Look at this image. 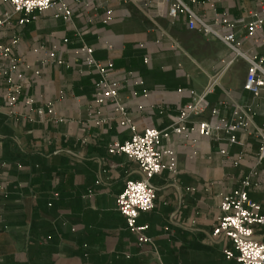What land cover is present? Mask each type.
<instances>
[{"label": "crops", "instance_id": "0c3cea01", "mask_svg": "<svg viewBox=\"0 0 264 264\" xmlns=\"http://www.w3.org/2000/svg\"><path fill=\"white\" fill-rule=\"evenodd\" d=\"M96 1L68 2L82 39L54 11L24 26L16 16L1 32L4 43L19 37L13 59L21 64L12 83L0 76V264H237L224 255L232 243L213 231L222 197L252 172L248 197L264 216V88L257 97L245 90L248 62L216 37L189 30L186 14L170 18L169 3L112 0L106 6L113 19L103 25ZM184 3L214 25L205 0ZM0 11L12 7L0 0ZM219 11L234 25L238 51L264 65V26L247 35L259 0H222ZM83 42L98 61L113 64L111 77L139 134L170 131L211 86L207 110L156 147L164 169L151 180L155 205L137 219L152 245L138 241L117 208L126 183L143 173L127 156L109 153L129 132L119 128L122 116L109 102H95L99 76L84 65ZM10 85L22 87L16 114L2 97ZM40 108L51 109L54 120L38 115ZM236 112L250 117L247 128L214 139L200 135L199 122L222 126ZM232 136L239 144L229 145ZM252 229L264 242V226Z\"/></svg>", "mask_w": 264, "mask_h": 264}, {"label": "built area", "instance_id": "2783aa9c", "mask_svg": "<svg viewBox=\"0 0 264 264\" xmlns=\"http://www.w3.org/2000/svg\"><path fill=\"white\" fill-rule=\"evenodd\" d=\"M70 0H3L4 3L12 7V11H0V76L8 79L12 83L14 76L17 75L20 60L13 59V53L19 43V37L13 36L8 42L1 40V32L10 27L16 16H22L18 19V24L26 25L30 21L36 20L37 15L47 11H54V19L61 20L65 26L73 30L76 35L82 39L83 33L77 28L75 16L68 4ZM82 2L84 0H75ZM112 0H97L94 7L96 11L102 10L104 18L103 25H108L113 19V12L106 4ZM125 3L136 4L137 0H122ZM169 3L168 16L176 19L179 15L188 16L187 27L189 30L200 29L204 36H214L225 42L233 51L238 53L241 58L248 62L245 90L251 92L257 97L262 88H264V65L263 58L249 56L238 51V41L233 32L234 25L229 22L228 17L219 11V5L222 0H205L212 11L213 24L205 22L206 15L198 16L190 10L184 3V0H148L154 3ZM196 3V0H192ZM260 13H251L254 21L247 26V35L253 38L257 32L264 26V0H259ZM221 26L217 28V26ZM264 45V37L259 39ZM68 39L64 40V44ZM81 51L85 54L84 65L87 70L95 72L99 80L95 83L94 99L98 105L109 102L122 116L119 128L129 132V138L123 144H114L110 149L111 154H123L130 160L136 162L142 173L141 180H130L126 183L124 191L117 197V208L125 217L126 225L129 230L135 233L141 244H153L151 238L147 237L144 232L146 227H139L137 219L141 213L149 212L154 208L156 191L151 185V180L159 175L164 169L161 162V154L156 147L159 145L161 138H168L170 134H181L185 130L184 124L191 118L203 114L209 104L206 101V94L210 91L211 86L206 93L194 101L183 110L179 116L174 119V124L170 131H158L155 128H147L142 134L137 132L133 121L127 116L125 107L121 102L119 84L111 77L113 64L111 62L102 63L94 57V50L83 42ZM83 73V70H79ZM22 92L20 85H10L9 90L2 96L11 110V114H16L19 96ZM24 104L32 109L33 100L25 97ZM40 116H52L54 113L51 109L45 111L36 109ZM234 120L222 126H213L207 121L199 122V133L201 136L214 139L218 138L222 132L235 133L241 129L247 128L251 123L247 113L236 112ZM229 145L239 144L237 139L232 136L228 139ZM221 154L225 155L226 150ZM264 159V148L262 149L259 161ZM175 160L171 159L169 170L175 172ZM250 173L241 183V188L233 194L222 197L220 209L223 216L219 218L218 224L213 231L214 238L227 239L232 243V250H225L224 255L228 260H234L237 264H264V242L258 240L252 229V226H264V216L260 214V206L248 197L247 189L251 185L252 176Z\"/></svg>", "mask_w": 264, "mask_h": 264}]
</instances>
